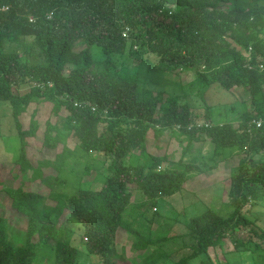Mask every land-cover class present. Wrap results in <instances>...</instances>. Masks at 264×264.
Instances as JSON below:
<instances>
[{
    "label": "trees",
    "instance_id": "obj_1",
    "mask_svg": "<svg viewBox=\"0 0 264 264\" xmlns=\"http://www.w3.org/2000/svg\"><path fill=\"white\" fill-rule=\"evenodd\" d=\"M262 1L0 0V102L12 110L21 139L14 177L26 173L25 179H39L54 190L62 182L41 167L61 171L72 152L66 144L41 167L31 166L26 153L27 137L39 133L35 113L42 106L56 115L65 113L66 133L48 121L42 133L48 146L56 147L70 135L82 150L109 160L98 189L80 188L48 201L39 192L2 180L10 210L0 215V264H39L47 249H53L56 264H77L83 250L100 258L94 264H117L122 257L118 231L129 229L124 214L135 194L140 203L155 206L159 198L185 189L192 171L201 166L184 155L194 141L205 138L215 150L236 147L242 154L238 172L228 179L225 211L209 206L190 221L196 242L180 258L160 243L167 236L157 232L144 239L136 233L135 248L147 252L138 264H225L220 251L237 228L249 235L241 252L252 261L254 253L264 254V229L246 210L250 202L264 199V125L248 126L252 118L264 119ZM27 38L40 60L24 59L21 50L7 46ZM91 44L103 55L95 57ZM127 47L132 72L126 65L119 70L116 63V55ZM183 72L195 74L207 87L245 88L256 113H244L239 125L204 123L179 95L155 87L181 84L173 77ZM31 103L37 105L34 118L24 128L20 116ZM204 117L211 118L208 106ZM164 134L179 138L183 154L178 160L167 153L148 154L152 138L158 141ZM137 151L150 155L152 163H127ZM72 221L85 227L82 245L59 239L62 224Z\"/></svg>",
    "mask_w": 264,
    "mask_h": 264
},
{
    "label": "rangeland",
    "instance_id": "obj_2",
    "mask_svg": "<svg viewBox=\"0 0 264 264\" xmlns=\"http://www.w3.org/2000/svg\"><path fill=\"white\" fill-rule=\"evenodd\" d=\"M261 4H264V0ZM31 41L32 39L27 38L26 41H21L19 44L11 43L7 46H9V49L18 48L21 50L24 59L29 58L38 61L41 56L35 50L36 47L30 44ZM91 47L95 57L103 55L97 45L91 44ZM128 47L124 53L116 55V63L119 70H123L124 66L122 65H126L128 67L126 70L132 72L135 68L131 65L132 58ZM180 75L173 78L175 82L180 80L181 84L172 82L165 86L155 85V87L179 95L180 102L188 104L204 123L232 122L239 125L244 113L250 112L253 115L256 113L252 95L245 88L234 87L227 90L215 84L207 87L205 83L196 78L195 74L183 72ZM2 103L0 102V215L7 216L10 210L9 199L1 190L4 184L15 187L22 185L27 190L43 194L47 201L56 194L65 196L78 192L80 188L98 189L100 187L106 179L109 160L98 152L91 154L82 150L70 135H67L66 141L58 142L56 147L48 146L42 134L48 125V121L56 125L57 128L63 129V132L66 133L67 131L63 127L65 113L62 112L56 115L51 113L49 107L44 108L43 106L37 111L36 103H31L20 116L24 128H29L34 118L33 112L36 110L35 119L38 121L39 133L27 137L26 153L32 164L31 166L41 167V162L44 160H54L56 155L63 150L64 144L72 152L63 163L61 171L53 166L44 165L41 167L45 174H58L62 178V182L55 190L43 184L39 179L33 181L28 178L25 179L26 176L24 175L26 173H19L17 178L14 177L13 170L16 172L14 163H16L20 154L21 139L13 119L12 110L7 105H2ZM207 106L211 108L210 119L204 117ZM182 150L183 147L179 138L164 134L158 141L152 138L148 154L161 155L167 153L170 159L178 160L183 154ZM133 153L127 159V163L147 165L152 163L150 155H145L142 151ZM260 156L255 155V158L258 159ZM184 157V160L201 166V169L192 171L194 177L186 182L185 189L159 198L155 206L149 205L147 202L140 203L135 199V196H138L137 194L133 197V203L124 214V221L128 224V230L130 231L120 228L116 239L118 254L122 256L119 257L117 264H138L146 256V251L138 250L134 246L135 240L139 239L136 233L144 239L153 238L154 234L157 235L158 233H160V236H167L168 240L160 243H163L164 248L167 252L172 253L173 257L180 258L189 253V246L196 242L195 237L190 235V221L202 214L209 206L216 209L223 208L222 211H225L222 203L227 198L228 179L239 170V160L242 158L241 152L236 147L215 150L214 143L209 138H205L194 141L188 154ZM203 166H211V168L202 169ZM32 173L33 170L28 171L27 176L31 177ZM2 180L4 184L1 183ZM246 210L255 225L260 229H264V199L257 203L250 202ZM62 225L59 234L60 240L80 245L84 244V241L86 242L83 224L72 221L64 222ZM22 233L19 229L16 232L21 237ZM229 236L223 249H220L219 259L221 261L233 262L236 259L235 264L264 263V254L262 253H254L252 261L250 256L248 257L249 253L241 252L249 236L246 230L237 228L235 231L230 232ZM81 237L84 239L82 242ZM47 255H50L49 259H47ZM99 261L98 256L88 255L83 250L77 264H94L99 263ZM39 264H56L53 249L44 250Z\"/></svg>",
    "mask_w": 264,
    "mask_h": 264
},
{
    "label": "built area",
    "instance_id": "obj_3",
    "mask_svg": "<svg viewBox=\"0 0 264 264\" xmlns=\"http://www.w3.org/2000/svg\"><path fill=\"white\" fill-rule=\"evenodd\" d=\"M262 66V65H261ZM256 125L257 127H261L264 125V119L263 118H252L249 123L248 126L249 128L252 127L253 125ZM86 238V237H85ZM87 239V238H86Z\"/></svg>",
    "mask_w": 264,
    "mask_h": 264
}]
</instances>
